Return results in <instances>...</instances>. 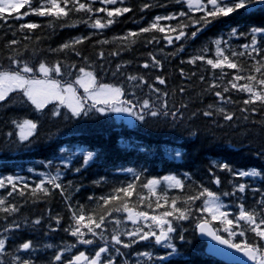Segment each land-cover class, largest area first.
Instances as JSON below:
<instances>
[{
	"label": "trees",
	"instance_id": "1",
	"mask_svg": "<svg viewBox=\"0 0 264 264\" xmlns=\"http://www.w3.org/2000/svg\"><path fill=\"white\" fill-rule=\"evenodd\" d=\"M38 2L43 0H32V6L36 7ZM81 2L94 10L101 7L109 10L129 7L132 10L113 17H107L106 12L81 10L69 12L67 17L59 19L29 14L19 20L12 17L28 12V5L18 10H6L0 13V16L8 17L7 22L0 21V72L18 70L15 60L35 69L40 63L48 66L60 64L63 74L57 76L52 73L50 79L60 80L62 87L73 82L77 98H81L80 102L87 108L94 101L87 99L88 93L74 83L76 78L84 75L80 72L82 68L84 72L92 73L96 88L100 85L121 87L125 92L121 99H149L154 107L166 102L169 115L146 116L143 121L135 119V123L130 125L118 120L115 112L111 111L112 105L101 113L95 108L105 105L96 104L87 115L82 113L76 117L66 104L57 100L39 111L18 89L8 93L7 99L0 102V179L5 181V187L0 188V199L6 201L0 207L15 205L18 211H0V238L6 241L5 254L0 256V260L4 264H19L15 259L19 257L31 264H67L81 252L91 259L100 247L107 246L109 252L102 254L100 264H106L109 256L115 264H226L208 256L205 243L198 237L197 226L206 220L233 243L264 245V240L247 230L249 226L245 221H239L245 230L244 236L238 234L241 228L235 224L241 205L245 210L255 211L258 217L264 214V106L259 102L243 104L248 94L232 89L229 83L236 70L225 68L222 72L212 69L205 61L196 60L199 56L217 59V39L221 40L220 48L225 55L244 51L242 45L251 43V29L264 28V5H253L227 17H209L211 23H204L205 12L199 6L191 5L189 0H117L114 5L104 4L101 0ZM180 12L187 15L172 20L155 19ZM95 19L115 22L96 29L90 26ZM28 22L37 23L40 27L21 31L19 25ZM153 23L158 24L157 29L141 32ZM180 24L187 27H177ZM160 27L177 28V31L161 32L158 30ZM233 30L236 35L232 34ZM180 31L187 35L177 40L175 37ZM132 32L138 35L130 36ZM166 35L172 37L171 44ZM85 37L83 43L72 44ZM122 37L128 39H120ZM11 40L18 43L12 45ZM257 40V48H264V37L257 35ZM66 43L72 47L63 49ZM153 57L160 61L159 66H153ZM230 58L245 66V74L256 75L257 78L264 75V51L260 56L252 53L250 57L245 53L242 57ZM192 60L195 63L189 62ZM145 63L150 67L144 68ZM256 67L260 72L255 70ZM25 75L44 79L36 72ZM132 75L143 77L148 83L129 81L127 77ZM157 77L163 78L165 84H159ZM246 82L241 80L238 83ZM212 84L217 87H212ZM226 87L228 92L223 91ZM154 88L159 92L153 91ZM218 91L225 99L231 97L233 102L221 101L215 95ZM131 93L135 96L132 97ZM245 107H254L257 111H241ZM57 108L60 115L54 116L52 113ZM220 108L232 113L233 120L226 121ZM173 111L177 112L175 119L171 116ZM205 111H211L213 115L205 116ZM25 120L36 123L37 128L27 139H21V127L18 125ZM89 154L93 159L85 165ZM224 163L230 166L231 171L221 169L220 165ZM251 170L260 171L261 176L235 175ZM58 173L56 182L63 186V192L47 183ZM168 176L180 179L184 184L183 190L166 181L164 178ZM8 177L13 178L15 190L8 183ZM217 178L219 185L215 183ZM152 179L160 181L155 186V195L143 187ZM42 183L50 195L40 191L33 195V189ZM129 183L135 184L136 189L131 199L124 202L134 213L147 211L150 215L160 216L171 210L173 199L177 208L186 210L187 219L177 220L175 216L178 213L166 218L175 229L169 234L174 250L156 244L154 237L149 240L133 237L138 242L130 248L114 244L113 235L119 234L121 240L128 243L127 233L138 228L144 232L155 230L159 235V227L152 221L140 218L133 223L128 219V212L113 210L119 202L105 205L101 199ZM240 184L246 185L244 193L237 190ZM204 189L220 197V211L228 213L227 217L217 214V219H213L209 212L204 211L209 200L206 193L195 201L188 200L190 195H199ZM21 190L24 195L20 194ZM164 197H167L168 204L164 203ZM157 199L162 207H156ZM109 211L110 216L107 214ZM74 213L85 215L84 223L89 222L88 217L97 220L101 215L105 217L102 228L95 229L100 233L98 236H92L86 228H81L87 233L83 238L93 239V244H80L78 237L71 235L70 230L76 226ZM36 219L41 221L40 224L33 223ZM227 219L234 220L233 226L229 227L224 222ZM14 224L20 227L14 228ZM225 228L237 235L230 236ZM29 241L33 247L22 250L21 245ZM61 252V261H55L54 256ZM145 252L151 258L141 255ZM162 256L165 259L161 260ZM80 264L88 262L81 261Z\"/></svg>",
	"mask_w": 264,
	"mask_h": 264
},
{
	"label": "snow or ice",
	"instance_id": "2",
	"mask_svg": "<svg viewBox=\"0 0 264 264\" xmlns=\"http://www.w3.org/2000/svg\"><path fill=\"white\" fill-rule=\"evenodd\" d=\"M104 4L114 5L117 3V0H101ZM122 2V0H121ZM189 3L191 4V0H189ZM61 4L64 6L62 7ZM69 4L72 5V7H68ZM264 5V0H199V8L201 11L205 12V16L202 18L204 23H211V20H209V17L217 18L220 16H229L230 14H233L241 9L247 10L253 5ZM25 5H28V12L22 13L20 15H17L15 17H12V19H22L24 16H27L29 14H36L39 16H54L55 18L59 19L61 17H67L69 15V12H79L81 10L86 11L88 13H92L93 11L96 12H106L107 17H113L116 15H121L123 13L130 12L132 9L129 7H123V8H115L114 10H109L107 8L101 7L99 9H93L89 4L82 3L81 0H43V2H38L36 7L32 6V0H0V13H4L6 10H18L21 7H24ZM50 5V7L48 6ZM145 7H148V5H145ZM187 15L185 12H180L177 15H169L164 17H156V21L160 20H172L177 19L179 17H183ZM8 17L0 16V21L7 22ZM115 21L111 19H107L105 22H101L100 19H95L94 22L90 25L92 28L96 29H103ZM40 25L34 22H28L23 23L19 25V28L21 31L28 29V30H34L39 28ZM177 27L183 28L187 27V25L180 24ZM158 24L153 23L150 27H145L141 29V32L147 33L151 31L152 29H157ZM161 32H175L177 31V28L168 27L167 29L164 27H160L158 29ZM251 43L250 44H244L242 45V48L244 51L241 52H235L232 51L229 53V55L224 54V50L220 48L221 40L217 39L215 41V44L217 46L216 55L217 59H205L203 56L196 57V60H202L205 61L208 65L211 66L212 69H220L222 72L225 68L236 70V74L232 76L231 80L229 81L230 87L232 89H236L237 91L245 92L248 94V98L244 99L243 104L244 105H254L257 102H259L262 106H264V75H261L260 78H257L256 75H248L245 74V66L230 57L235 56H244L245 53H247L250 57L252 56V53H256L257 56H260L261 52L264 51V48H257V35H260L264 37V28H255L253 27L251 29ZM233 35H236L235 30H233ZM130 36H137L138 33L132 32L129 34ZM187 35L183 31H180L179 34L175 37V39H180V37ZM193 36L196 35V33H192ZM27 38V37H25ZM168 42L172 43V37L167 36L165 37ZM85 38H79L72 42V44H79L83 43ZM120 39H128V37H122ZM107 43V41H104ZM264 42V41H262ZM18 41L11 40L10 44L15 45ZM72 44H64L62 46L63 49H69L72 47ZM101 56H103V53H101ZM153 59V66H159L160 61L156 60L155 57ZM190 63H195V60L189 61ZM258 64L261 63V61H257ZM14 64L16 65V68L18 70L14 72H0V102H4L7 99V95L9 92H14L17 89L23 94V97L26 98L27 102H30L32 105L35 106V108L39 111H43L48 103H50L52 100L59 101L60 104L65 103L66 94H70L71 97H76V89L73 86V82H67L65 87H62V82L57 79H50V74L55 73L57 76L62 75V68L60 64H56L53 66H48L45 63H40L38 69H35L33 67L28 66V64L24 63L21 64L20 61L15 60ZM144 68H149L150 65L148 63H145L143 65ZM119 70V68L117 69ZM257 72H260V68L256 67L255 69ZM38 73L42 74L44 79L37 78V76L32 75H25V74H32V73ZM81 73H84L85 77L89 78L90 84H95V78L92 76L91 72H84V69H80ZM127 79L129 81H137L139 80L142 83L147 84L148 82L143 79V77H137V76H128ZM158 83L163 85L165 84V80L163 78L157 77ZM247 81L246 83L239 84V81ZM7 83V87H5V84ZM75 84L80 85L83 87L85 93H89V85L84 82L83 78H76L74 81ZM212 87H217L216 84H212ZM155 92H159V89H153ZM184 89H181V92H183ZM224 92H228L229 88H224ZM167 95L166 93L164 94ZM215 95L220 98L221 101L225 103H232L231 97H228L225 99L223 94L221 92H216ZM104 96L105 98L103 100L98 99V97ZM131 96L134 97L135 93H131ZM121 97H125V92L123 88L121 87H115L112 85H100L99 89L96 90L94 93H90L86 98L93 100L94 103L92 105L85 107V105L80 102L81 98H77L78 102L76 104L69 103L68 107L72 112L73 116L79 117L82 113L84 115H87L88 111H91L93 107H95L96 104H104L105 107H98L95 108L96 111L104 113L106 111V107L111 104V111L114 112H123L126 113L129 116L135 117V119L143 121L146 116L150 117H158L160 115L168 116L169 111L167 103L164 102L162 106L160 107H154L152 103H150L149 99H144L143 101L135 100L132 98H124L121 99ZM220 113L224 115V119L226 121H232L234 118V115L232 113L226 112L224 108L219 109ZM243 112H253L255 113L257 111L256 108H248L245 107L241 109ZM54 116H59L60 111L59 108L53 111L52 113ZM205 116H211L213 113L211 111H205ZM171 116L173 119L177 117V112L173 111L171 112ZM247 119V117H244ZM18 127L21 128H28L30 131L26 135H22L21 139H27L28 135H31V130H34L37 128V124L32 122L31 120H25L22 125H18ZM93 156L92 154H89L87 156V159L84 161V164L87 165L88 161L92 160ZM221 169H226L228 171H231L230 166L227 163H224L220 165ZM131 172L132 169H129ZM235 175L239 177H259L261 176L260 171L251 170V171H240L235 173ZM59 173L57 176L51 177L47 180V183L51 184L54 188L61 189L63 192V186L60 183H57ZM138 178V177H137ZM166 181H170L175 184L176 187L183 190L184 184L180 179H177L175 176H168L164 178ZM8 183L12 184L13 190L16 189V184L13 182L12 177L7 178ZM215 183L217 185L220 184V180L217 178L215 180ZM160 181L157 179H152L147 181V183L143 184L144 188L149 189L153 195H155V186L159 185ZM5 187V181L3 179H0V188ZM24 187H27V184L24 185ZM136 189V185L129 183L126 187H120L114 190V194L108 197H101V199L104 201L105 205L107 204H113V202H119L116 207H114V211H125L128 212V219L132 220L133 223H136L138 219L142 218L144 220H150L154 224L159 227V235H157V232L155 230L144 232L142 228H138L133 230L132 232L127 233L129 237V242L125 243L121 240L119 234H115L112 236V241L116 245H121L124 248H130L134 243L138 242L137 240H133V237H138L139 240H149L151 237L155 238L156 244H163L165 247L173 249L174 246L172 243H170V233H173L175 231L174 227L171 224V221L166 219L167 217L173 216L175 213H178V215L175 216L177 220L187 219L188 216L186 214V210L182 208L176 207V200L173 199L171 201V210L164 211L160 216L150 215L147 211H139V212H133L132 209L128 207L127 202H124L125 199H131ZM246 189V185L240 184L237 188V190L240 193H244ZM36 191L43 192L45 195H50V191L48 188H45L43 186V183L38 186L37 189H33V195ZM207 194V197L209 200L206 202L204 211L209 212L212 215L213 219H217V213L220 217H227L228 213L221 212L220 208L222 205L219 203L220 197L217 196L215 193L208 191L207 189H204L202 192L199 193V195H190L188 197L189 201H195L199 199V196H203ZM21 195H24L23 191L20 192ZM120 194H123V197H121ZM235 194V193H233ZM11 195V193H9ZM224 195H228V193H225ZM139 199H144V197H139ZM156 207H162L163 205L160 204L159 199H157ZM164 203L168 204L167 197H164ZM6 204V201L4 199H0V206H3ZM149 208L152 207L151 204L148 205ZM0 211L5 213H11L18 211V208L15 205H10L8 207H0ZM109 216L111 215V212L109 211L107 213ZM75 220H76V226L72 228L71 235L78 237V242L80 244H93V239H84L83 237L87 235V233L83 232L81 228H86L88 230V233H91L92 236H98L100 233H97L95 229H101L104 225L105 217L101 215L99 219H93L92 217H88V223H84L86 217L83 214L76 215L74 213ZM239 221H245L247 225L249 226L247 230L252 231L258 236L261 240H264V214H262L260 217L257 216V213L255 211H248L245 210L243 205H241V211L239 212L238 217L235 220V224L237 228H241L239 231L240 236L245 235V230L242 228V226L239 224ZM40 220L36 219L33 223L40 224ZM57 223H59V218L56 220ZM226 224L231 227L234 224L233 219H227ZM116 223H119V221H116ZM164 225H167L165 228ZM14 228H19V224H14ZM149 228H151V225H148ZM201 232H207L209 236H211L214 240L218 241L220 244L227 245L229 248L235 249L237 252H243V254L248 258V260L253 261L254 264H264V245L257 246L255 243L249 244L245 242L243 245L240 243H232L227 239H223L221 236L216 234V231H213L208 227V222L204 221L198 225ZM8 228H5V231H7ZM224 231L228 232L230 236H236L237 233L235 231H229L228 228H225ZM182 239V237H181ZM5 239L0 238V256L5 254ZM33 247L32 243L25 242L21 245L22 250H29ZM117 251H119L117 249ZM109 248L107 246H102L98 249V251L95 252V255L93 258H89L86 256L83 252H81L79 255H76L74 260L67 261V264H80L81 261H87L88 264H99V262L102 259L103 253H108ZM259 253V256L257 255ZM141 255L149 256L150 254L145 252ZM63 256V252L56 254L54 256L55 261H61ZM17 261H19V264H31L28 260H20L19 257L15 258ZM161 260L165 259V257H160ZM0 264H4L3 260H0ZM106 264H115V261L109 256V258L106 261Z\"/></svg>",
	"mask_w": 264,
	"mask_h": 264
},
{
	"label": "water",
	"instance_id": "3",
	"mask_svg": "<svg viewBox=\"0 0 264 264\" xmlns=\"http://www.w3.org/2000/svg\"><path fill=\"white\" fill-rule=\"evenodd\" d=\"M208 227L213 231H216L210 222H208ZM197 233L200 240L206 243V253L209 256L227 264H254L253 261L248 260L243 252H237L235 249L229 248L227 245L220 244L209 236L206 231L201 232L199 227H197ZM216 234L221 236L217 231ZM221 237L226 239L223 236Z\"/></svg>",
	"mask_w": 264,
	"mask_h": 264
},
{
	"label": "rangeland",
	"instance_id": "4",
	"mask_svg": "<svg viewBox=\"0 0 264 264\" xmlns=\"http://www.w3.org/2000/svg\"><path fill=\"white\" fill-rule=\"evenodd\" d=\"M191 5L199 6V0H191ZM84 82L89 85V93H88V95L90 93H94L96 90H98V88L93 87V84H90L89 79H84ZM5 87H7V83L5 84ZM104 98H105L104 96L98 97V99H101V100H103ZM52 101H55V100H52ZM77 102H78L77 101V96L76 97H71L70 94H66V99H65V103L64 104H66L68 106L69 103L76 104ZM109 105H111V104H109ZM115 114L118 117V119H120L121 121H124L126 123H129V124L133 125L135 117L129 116L126 113H123V112H115Z\"/></svg>",
	"mask_w": 264,
	"mask_h": 264
}]
</instances>
